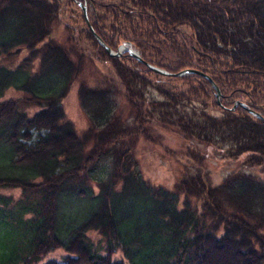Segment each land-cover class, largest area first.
<instances>
[{"label": "trees", "instance_id": "obj_1", "mask_svg": "<svg viewBox=\"0 0 264 264\" xmlns=\"http://www.w3.org/2000/svg\"><path fill=\"white\" fill-rule=\"evenodd\" d=\"M161 132L185 143L172 188L136 156ZM200 146L264 169V0H0V264H264V181L214 185Z\"/></svg>", "mask_w": 264, "mask_h": 264}, {"label": "rangeland", "instance_id": "obj_2", "mask_svg": "<svg viewBox=\"0 0 264 264\" xmlns=\"http://www.w3.org/2000/svg\"><path fill=\"white\" fill-rule=\"evenodd\" d=\"M126 44L127 43H124L122 46ZM85 76L87 80L93 83L97 78V75L92 78L90 73H87ZM63 107L68 118L75 124L79 132L87 128L88 119L84 114L78 99V83L71 89L68 97L63 102ZM161 133L164 137L163 145H154L142 140L139 143L136 156L139 162V168L145 178L154 184L172 188L183 174V164L172 154L181 153L183 149H185V143L182 137L175 133ZM200 147L210 158L208 177L214 185L221 184L226 177L236 172L254 175L264 181V169L245 166L243 164L244 158H241L238 161L226 160L222 159L220 156H215L213 150L208 147ZM87 235L96 247L99 248V244L102 241L101 235L96 231H90ZM68 256L71 255L64 249H58L50 252L39 264H47L51 261L63 264L65 258ZM114 258L116 260L123 259L126 264H129L121 252L117 253Z\"/></svg>", "mask_w": 264, "mask_h": 264}, {"label": "water", "instance_id": "obj_3", "mask_svg": "<svg viewBox=\"0 0 264 264\" xmlns=\"http://www.w3.org/2000/svg\"><path fill=\"white\" fill-rule=\"evenodd\" d=\"M82 7H83V9H84V13H85V16H86V20H87L89 26L91 27V24L89 23L88 16H87V7H86V6H82ZM96 38H97V40H98L102 45H104V44H103V41H102L98 36H96ZM104 46H105V45H104ZM105 47H106V46H105ZM106 49H107V51H108V53H109L110 55H112V56H117V57L121 56L125 51H127L132 57H134V58L138 59L139 61H141V57H140L139 53H138L137 51H135L134 49H129V48H128V45L122 46V47L119 49L118 52H113V51H112L110 48H108V47H106ZM150 67H151L155 72H157V73H160V74H163V75H171L170 73H168V72H166V71H164V70H161V69H159V68H155V67H152V66H150ZM191 73H200V72H197V71H186V72H184V73H182V74H191ZM182 74H179V75H182ZM200 74H201V73H200ZM201 75L205 76L206 78H208V79L213 83V81H212V79H211L210 77H208V76H206V75H204V74H201ZM214 86H215V85H214ZM215 88H216V90H217V92H218V98H220V96H221L220 90H219V88H218L217 86H215Z\"/></svg>", "mask_w": 264, "mask_h": 264}, {"label": "bare ground", "instance_id": "obj_4", "mask_svg": "<svg viewBox=\"0 0 264 264\" xmlns=\"http://www.w3.org/2000/svg\"><path fill=\"white\" fill-rule=\"evenodd\" d=\"M88 16V15H87ZM130 48V47H129Z\"/></svg>", "mask_w": 264, "mask_h": 264}]
</instances>
